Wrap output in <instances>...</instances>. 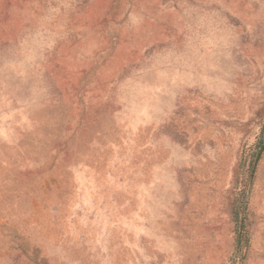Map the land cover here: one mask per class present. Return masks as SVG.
I'll use <instances>...</instances> for the list:
<instances>
[{
	"label": "rangeland",
	"instance_id": "374dc122",
	"mask_svg": "<svg viewBox=\"0 0 264 264\" xmlns=\"http://www.w3.org/2000/svg\"><path fill=\"white\" fill-rule=\"evenodd\" d=\"M0 264H264V0H0Z\"/></svg>",
	"mask_w": 264,
	"mask_h": 264
}]
</instances>
